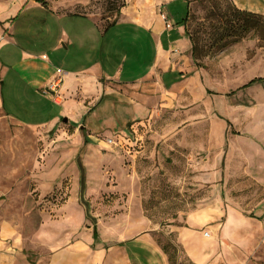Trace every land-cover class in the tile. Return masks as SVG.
Wrapping results in <instances>:
<instances>
[{
    "label": "rangeland",
    "instance_id": "374dc122",
    "mask_svg": "<svg viewBox=\"0 0 264 264\" xmlns=\"http://www.w3.org/2000/svg\"><path fill=\"white\" fill-rule=\"evenodd\" d=\"M72 1L83 7L77 12L107 25L126 12L147 18L160 13L154 0ZM188 3L187 10L186 0H171L169 12L175 24H183L188 12L185 28L193 59L191 38L196 43L194 61L200 77L186 88L178 105L142 120L147 127H138L145 142L137 158L101 142L118 130H101L95 139L88 127L69 121L28 126L0 114V224L8 221L17 227L36 263H48L52 249L76 237L74 228H79V236L89 233L97 248L149 227L170 264H192L179 239L180 228L193 224L194 214H219L216 222L207 224L210 231L235 208L237 214L255 220L248 230L234 235L235 241L221 237L217 226L219 262L264 264V31L259 25L256 32L234 40L226 30L228 37L220 42L215 33L232 19L229 5L234 1ZM35 15L44 20L51 14L29 9L25 18ZM128 36L115 35L110 44L111 63L122 60L125 71L136 67V45ZM144 50L145 60H150L151 46L146 44ZM258 77L263 80L246 86ZM16 109L26 113L24 107ZM131 125L126 127L129 136ZM78 158L85 167L82 197ZM137 174L142 202L128 196ZM84 203L93 219L82 216Z\"/></svg>",
    "mask_w": 264,
    "mask_h": 264
},
{
    "label": "crops",
    "instance_id": "0c3cea01",
    "mask_svg": "<svg viewBox=\"0 0 264 264\" xmlns=\"http://www.w3.org/2000/svg\"><path fill=\"white\" fill-rule=\"evenodd\" d=\"M170 1L154 0V4L167 14L171 27L161 13L160 18H147L126 12L107 25L77 12L83 7L72 0H45V4L0 0V114L16 123L40 127L66 118L71 125L88 127L92 131L88 135L97 139L101 130L127 133L130 124L178 105L200 72L185 25L172 21ZM233 1L241 9L264 14V0ZM29 9L49 12L50 18H25ZM129 34L136 45V67L125 71L122 60L111 63L114 52L110 44L115 35ZM22 43L38 45L32 48ZM146 44L153 51L150 60H145ZM17 107H24L26 113ZM139 152L130 155L137 158ZM132 184L128 196L142 202L139 175ZM223 215L224 220L211 225L210 231L207 224L216 222L219 214H194V223L180 228L179 239L192 264H221L217 226L221 237L235 241L234 235L248 230L255 220L237 214L235 208ZM74 229L76 237L52 249L46 264H170L168 254L150 233L152 228L97 248L92 247L89 233L79 236V228ZM93 239L97 241L99 236L96 240L93 235ZM0 264H38L27 252L17 227L8 221L0 224Z\"/></svg>",
    "mask_w": 264,
    "mask_h": 264
},
{
    "label": "trees",
    "instance_id": "16d2710c",
    "mask_svg": "<svg viewBox=\"0 0 264 264\" xmlns=\"http://www.w3.org/2000/svg\"><path fill=\"white\" fill-rule=\"evenodd\" d=\"M42 3L45 4V0H38ZM229 8L231 10V14L230 16H232L231 20H227V25H226V29L216 32L215 34L217 35L218 41L223 42L224 40L226 41V38L228 37V32L226 30L230 31V35H232L234 38V40H239L242 39L243 37H245L247 34L251 33L253 31L256 32V30L258 29L259 25L262 26V29L264 31V14L262 13H258V12H254V11H250V10H246V9H241L239 8L236 4L231 3L229 5ZM211 16L215 19L217 18V15L213 14V12H211ZM222 14L218 15L221 16ZM188 17V12L186 14V17L183 20V24L185 25L186 20ZM261 24H260V23ZM262 39L264 40V36L262 37ZM192 42H193V52H194V59H196L195 56V47H196V43L194 42V39L191 38ZM264 46V44H262ZM258 80H263V78L258 77V78H253L247 85L258 81ZM229 125H231V123L229 121H227ZM85 142L88 143L89 140L86 138ZM78 166L80 168L81 171V179H80V196L82 197L81 193L83 194V189L85 187V167L84 164L82 163V160L80 158H78ZM86 205V216L89 218H94L88 211V206L86 203H84ZM94 238L97 240L98 239V230L95 227L94 228ZM163 250L165 251V249L163 248ZM166 252V251H165ZM170 259V258H169Z\"/></svg>",
    "mask_w": 264,
    "mask_h": 264
},
{
    "label": "built area",
    "instance_id": "2783aa9c",
    "mask_svg": "<svg viewBox=\"0 0 264 264\" xmlns=\"http://www.w3.org/2000/svg\"><path fill=\"white\" fill-rule=\"evenodd\" d=\"M160 13L162 18L166 20L167 27H171V22L168 20L167 14L163 10H161ZM139 125L147 127L145 121L136 122L135 124L131 125L130 136L128 135V133L122 134L121 132H119L113 137H106L105 143L109 146L121 148L129 154L139 152V149L143 146V143L145 142V134L139 131ZM205 234L208 235V232H206Z\"/></svg>",
    "mask_w": 264,
    "mask_h": 264
},
{
    "label": "water",
    "instance_id": "95a60500",
    "mask_svg": "<svg viewBox=\"0 0 264 264\" xmlns=\"http://www.w3.org/2000/svg\"><path fill=\"white\" fill-rule=\"evenodd\" d=\"M65 121H66V118H65Z\"/></svg>",
    "mask_w": 264,
    "mask_h": 264
}]
</instances>
